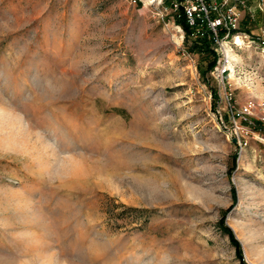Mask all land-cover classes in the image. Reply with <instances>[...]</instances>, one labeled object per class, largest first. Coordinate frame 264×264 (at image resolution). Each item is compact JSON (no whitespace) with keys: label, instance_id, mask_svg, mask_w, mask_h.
<instances>
[{"label":"rangeland","instance_id":"rangeland-1","mask_svg":"<svg viewBox=\"0 0 264 264\" xmlns=\"http://www.w3.org/2000/svg\"><path fill=\"white\" fill-rule=\"evenodd\" d=\"M147 3L0 0V264H264V5L221 77Z\"/></svg>","mask_w":264,"mask_h":264},{"label":"built area","instance_id":"built-area-1","mask_svg":"<svg viewBox=\"0 0 264 264\" xmlns=\"http://www.w3.org/2000/svg\"><path fill=\"white\" fill-rule=\"evenodd\" d=\"M139 1L141 0H131L137 5ZM147 1L148 5L160 6L165 12L169 11L173 21L182 15L189 28L188 38L190 40L198 41L206 38L215 46L213 50L217 55V62L214 70L218 76L224 77L229 74L230 68L228 66L231 65L232 59L228 52H232L240 46L236 41L238 37L247 39L249 43L254 42V39L248 34H237L241 19L239 7L250 0H169L167 4L165 3L166 0ZM256 1L258 7L262 9L261 5H264V1ZM178 27L183 31L180 26ZM258 43L259 46L264 45V36ZM184 55L189 59L191 58L188 51H185ZM224 94L228 100L232 98L230 88H226ZM235 115L240 121H246L249 124H251L250 118L256 116L264 125V103H257L253 99H248L236 109ZM235 127L240 129L236 122Z\"/></svg>","mask_w":264,"mask_h":264},{"label":"trees","instance_id":"trees-1","mask_svg":"<svg viewBox=\"0 0 264 264\" xmlns=\"http://www.w3.org/2000/svg\"><path fill=\"white\" fill-rule=\"evenodd\" d=\"M169 0H166L165 3L167 4ZM175 24L180 26L186 37H188L189 34V28L187 26V24L185 23L183 16L181 15L179 18H176L174 20ZM192 50H199V51H206L208 54L211 55V59L210 61L206 64L205 70L202 71V75L205 74L206 71H211L213 70L214 66L216 65L217 62V55L214 52V50L211 48V43L208 39H202V40H198V41H193L192 46H191ZM217 97V95H216ZM233 159H236V154H234ZM232 168H234V163L232 165ZM232 192H234V189H232ZM219 226L222 229L223 232H225L231 242V244L233 245V247L235 248V254L236 257L240 260L241 264H246L244 262V258L242 256V250H241V245L239 243V241L235 238L232 230L230 229V227L226 226L224 223V216H222L219 220Z\"/></svg>","mask_w":264,"mask_h":264},{"label":"bare ground","instance_id":"bare-ground-1","mask_svg":"<svg viewBox=\"0 0 264 264\" xmlns=\"http://www.w3.org/2000/svg\"><path fill=\"white\" fill-rule=\"evenodd\" d=\"M175 28H176V30L180 31L179 27H175ZM228 55L231 56V52H228ZM231 57H232V56H231ZM229 67L231 68V66H229Z\"/></svg>","mask_w":264,"mask_h":264},{"label":"water","instance_id":"water-1","mask_svg":"<svg viewBox=\"0 0 264 264\" xmlns=\"http://www.w3.org/2000/svg\"><path fill=\"white\" fill-rule=\"evenodd\" d=\"M233 141H235V139H233Z\"/></svg>","mask_w":264,"mask_h":264}]
</instances>
